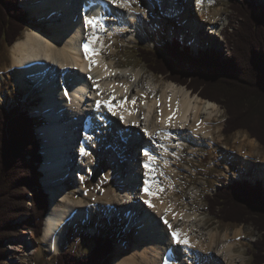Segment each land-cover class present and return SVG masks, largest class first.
<instances>
[{"label": "bare ground", "instance_id": "6f19581e", "mask_svg": "<svg viewBox=\"0 0 264 264\" xmlns=\"http://www.w3.org/2000/svg\"><path fill=\"white\" fill-rule=\"evenodd\" d=\"M172 1L176 5L175 12L179 13L177 8L184 0ZM191 1V11L210 29L209 40L212 44L219 43L216 32H210L219 31L224 20L229 19L224 0ZM81 3H88L90 7L87 16L82 14ZM149 4L146 7L144 0H121V3H113V0H22L23 8L32 17L49 23V32L41 29L24 32L10 48L13 65L3 66L0 72L13 74L26 94L36 98L39 95L36 91L40 92L43 99L34 107L33 114L49 119L38 129L44 155L42 184L51 201L40 246L49 259L54 260L69 247L71 229L89 225L96 213L112 217L124 209L125 215L121 217L140 230L141 240L132 255L128 253L127 244H121L116 250L114 264H247L241 254L237 256L234 252L236 245L245 247L253 242L242 228L231 234L228 231L204 233L202 213L190 214L188 209H183L178 199L177 161L185 145H193L192 153L202 148L219 147L220 160L228 172L237 165L240 168L238 178L248 177L253 170L250 178L264 181V151L255 140L245 137L242 141H234L229 153L230 149L220 147L228 138L222 132L224 126L216 124L220 114L217 104L193 97L188 89L167 81L166 77L159 82L141 69L121 70L124 65L108 52V48L112 51L116 48V44L111 43L113 38L117 37L118 41L126 35L135 41L140 26L147 23H154L152 26L158 28V36H162L164 21L159 11L153 9V4ZM88 16L102 20L103 29L93 32L85 27L84 20ZM117 17L121 18L120 23H115ZM169 20V23L174 21ZM179 20L185 22V33L194 46L208 42L199 34L202 33L200 24L188 21L185 12ZM85 43L90 44L89 56L95 61L91 67L89 59L85 58ZM4 54L5 51L1 56ZM113 94V105L127 97L123 108L109 111L103 105L96 106L98 100L108 101ZM3 102L0 98V104ZM81 116L87 118L88 126L83 130L76 178L75 170L65 165L68 146L76 139L75 131L82 128L79 126ZM132 132L141 138L142 146L134 143L133 136L128 138ZM105 140L111 144L106 148L107 153L112 151L127 158L124 159L127 176L121 184L125 190L119 201L118 191L109 188L112 179L120 176L111 157L108 170L113 171L102 174L97 188H88V182L93 181L104 163L98 153L105 148ZM125 144L132 148L126 149ZM82 149L87 154H82ZM145 151L155 157L151 161L152 172L144 167L148 162ZM67 175L75 178L80 195L64 185ZM145 181L153 196L145 193ZM183 205L194 206L186 200ZM177 229L179 235L186 238V244L176 242L172 232ZM26 238L23 234L14 249L25 255L29 254ZM32 249L33 254H37V246L32 245Z\"/></svg>", "mask_w": 264, "mask_h": 264}, {"label": "trees", "instance_id": "16d2710c", "mask_svg": "<svg viewBox=\"0 0 264 264\" xmlns=\"http://www.w3.org/2000/svg\"><path fill=\"white\" fill-rule=\"evenodd\" d=\"M230 10L223 33L228 57L216 50L195 54L174 40L164 44L165 53L139 48L138 58L156 76L225 110V135L245 132L264 147V8L255 0H235ZM28 23L29 14L20 0H0V43L6 41L12 47ZM36 126L20 106L0 108V264H7L6 242L23 230L42 237L50 211L49 196L41 186L43 157ZM205 200L213 218L252 226L261 234L255 243L254 264H264V185L223 184ZM114 249L111 239L99 237L84 258L78 260L67 251L57 257L56 264H112Z\"/></svg>", "mask_w": 264, "mask_h": 264}, {"label": "rangeland", "instance_id": "374dc122", "mask_svg": "<svg viewBox=\"0 0 264 264\" xmlns=\"http://www.w3.org/2000/svg\"><path fill=\"white\" fill-rule=\"evenodd\" d=\"M234 1L235 0H224V5H225L224 7L226 8L225 14L229 18L231 17L230 6L233 4ZM255 2L260 8H264V0H255ZM169 5L175 6L173 5V2L171 0H166L164 2V6H166V8H163V11L159 10V14L161 15L162 21H164L162 23L163 30L161 37L158 36L157 34L158 28L156 26H152L154 25V23L152 25L150 23H147L148 25L145 24L143 26H140V30H139L140 32L138 31V33L135 35L136 42L134 41L130 42V39H128L126 35H123L118 41H117V37L111 40L112 44H116L115 45L116 48L114 49V51L108 48V52L114 54L117 60L124 65V67L121 70L128 69V70L137 71L138 69H141L142 73H146L148 76L153 77L155 80L160 82L166 78L156 76L155 74L150 72L144 64L141 63L140 59L138 58V55L140 53L139 48H145L150 50L155 49L161 51L162 53H165L163 46L165 43L171 41L172 39H176L180 42L182 40L184 45L191 46L189 41L186 40L189 39L190 36H188L185 33V27H186L185 22L180 21L179 20L180 18L175 19L173 17L174 12H170V13L167 12L168 11L167 7ZM20 6L23 7L22 1L20 2ZM191 6H192L191 0L190 1L184 0L182 6L178 7L177 9L179 12L186 13V17H188V21L191 20V22H197L198 24H200V27H202V33L200 32L199 34L202 35L203 41L208 40V43H210L209 45H213V50H216L224 58L228 57L227 46L223 38V33L225 31V27L227 23L229 22V19L224 20L225 24L223 23V25L219 28V31L211 30L210 33L216 32L217 34L216 36L219 42L217 44H212L208 36V30L210 31L209 27L206 26L207 27L206 31L203 29V23L198 19V16L194 15V13L191 11ZM27 12L29 13V23L27 25L26 31L41 29L45 33L49 32L48 30L49 28L47 27V25L49 24L48 22H41L37 19V17H32L28 10ZM168 18H172L174 21L169 23V21L171 20H169ZM140 22L141 21H139L138 24H140ZM23 33L21 34L19 39L22 38ZM197 45L198 44H196V46ZM10 48L11 47L8 45L6 41H2L0 43V67H1L0 70L4 67H11L13 65L12 58L10 57ZM3 51H5V54L1 56ZM194 53H196V51ZM167 81L169 80L167 79ZM36 93L39 94L36 98H34L31 94H26L24 90L19 88L16 78L14 77L13 74L6 75L4 71H2V73L0 72V98H3L4 100V102L0 104V108H4V107L12 108L15 106H20L24 111L25 110L31 111L32 114L34 110V105H37L43 98L42 96H40V92L36 91ZM191 95L193 97H199L198 95L194 96L192 93ZM34 100L36 103L31 104V101ZM219 108H220V114L219 117L217 118L216 124L223 125L225 127V120L227 115L225 110H223L221 107ZM36 124L38 130L40 128V125L39 123ZM112 131H115V129H112ZM233 135L234 138L232 139L231 137H233ZM111 136H113V134ZM224 136L228 139L225 141L226 144H224L223 146L220 145V147H222V149L223 148L230 149L229 153L233 150V147H231V145L233 144L234 141L236 140L242 141L243 139H245V137L251 139L249 135L245 132H237L229 136L224 134ZM135 142L139 144L140 141L138 142L137 140ZM109 145L111 144L108 143L107 140H105V144H104L105 148L98 153V158L101 159L104 163L102 167L98 170L97 174L94 176L93 181L91 183L90 181L88 182V186H89L88 188L89 189L97 188L100 182L99 179H102L103 177L102 174L110 173L113 171V170H108L109 157H111L113 163L116 165V169L120 170V176L119 178L112 179V184L110 185L109 188L118 191L117 200L119 201L120 199L123 198L122 192L125 190V188L121 184L123 177L125 178L127 176L126 175L127 169L124 165L125 161L124 160L121 161L120 156L116 155L112 151H110L109 153L106 152V148H109ZM258 146L260 150L264 151L263 146H261L260 144H258ZM192 149H193V145L190 144L185 145L184 149L180 151L179 160L177 161V165L179 164L178 165L179 169L176 172L178 176L177 187L180 188L178 190L180 193V195H178V199L183 209L184 207L185 209H188L187 212L190 214H195L197 212H199L200 214L202 213L200 215V219L205 221L204 233L219 232L223 234L226 231H228V233L231 234L239 230V228H242L244 233L247 234V237L250 240H253V242L251 244L245 245V247L243 246L241 247V245H236L234 248V252L237 256L241 254V256L246 260L247 264H254L255 243L259 239H261V234L258 233L252 226L226 224L213 218L207 211L205 196L213 194L214 192L217 191V189L221 188L223 184L226 186L231 185L232 182L234 181H239V182L249 181L252 184H256L257 182L264 183V181L254 180V179L252 180L250 177L253 174V170L249 171L250 173L248 177H245L244 179L238 178V175L240 174V168L237 165L232 166L230 168V171L228 172L225 165L223 164V161L220 160L221 153L219 152V147L217 149L202 148L198 150L196 153H192L193 152ZM219 162L222 165H219L218 164ZM254 162L256 163V159L254 160ZM69 188L77 195H80L81 189H79V187L75 184V182H72ZM183 199L186 201H191L194 206L191 205L184 206ZM122 212H124V209H122V211L119 212L118 216L113 215L112 217L102 216L101 214L96 213L94 215L93 220L90 221L89 225H84L83 227H78L77 229H71L68 236L69 247H67V249L60 254H63L66 251H71L76 255L78 260L82 259L91 252L95 244V240L97 238L105 237L111 239L115 245V249L112 254V264H114V262L117 259L116 250L118 249L119 246H121V244L126 243L128 246L127 248L128 253L132 255L135 245L138 244L139 241L141 240V233L138 228L131 227L128 221H126L125 219H123V217H121L122 215H124V213ZM24 220L25 219H23L22 221ZM23 234H26L27 237L25 240L27 243L26 245H28L29 254H27L28 255L27 256L24 253H22L21 250L19 249L14 251V259L17 260L18 264H56L58 255L55 257L54 260H50L48 253L45 250H43L40 246L41 238L37 239L30 230L22 231L21 235L13 241L12 244H15L16 247L11 246L12 250L17 248V245L19 244L18 242ZM32 245L37 246L38 249L37 254H33L35 253V251H32L33 250Z\"/></svg>", "mask_w": 264, "mask_h": 264}, {"label": "snow or ice", "instance_id": "6c2138e0", "mask_svg": "<svg viewBox=\"0 0 264 264\" xmlns=\"http://www.w3.org/2000/svg\"><path fill=\"white\" fill-rule=\"evenodd\" d=\"M113 3H121V0H113ZM84 23H85V27H88V28H91L93 30V32H95L97 29H103L104 25L102 23V20H98L96 18H92V17H85V20H84ZM83 49H84V54H85V58L86 59H89V67H91L92 64L95 63L94 60H92L89 56V49H90V44L89 43H85L83 45ZM93 53H95V49L92 50ZM122 87H124L123 85H121ZM127 91V89H125ZM115 99V95L113 94L108 101H97L96 102V106L99 108L101 107V105L105 106L108 108L109 111H113V109L115 107H119V108H123L124 104H126L128 102L127 100V97H125L124 100L118 102L117 105H113L111 103V100H114ZM133 104L136 103L135 100L132 101ZM115 114V113H114ZM122 120L124 119L123 115H121L120 117ZM171 119V117H169V120ZM145 131L147 132V129H145ZM82 151V154H87L83 151V149L81 150ZM144 155L148 158V162L145 163L144 167L146 169L149 170V172H152L154 171V169H152L151 167V161L155 160V157L153 155H151L148 151H145L144 152ZM145 193L148 195V196H153L154 193L151 192L150 188L147 186V181H145ZM160 191H163V189H160ZM146 203L149 204L150 207H152L153 205L151 204L150 201H146ZM164 222L167 224L168 221L167 219L165 218ZM168 227L171 228L172 226L170 224H168ZM172 235L173 237L176 239V242L178 244H186L187 243V240L186 238H182L180 235H179V230H174L172 232Z\"/></svg>", "mask_w": 264, "mask_h": 264}, {"label": "built area", "instance_id": "2783aa9c", "mask_svg": "<svg viewBox=\"0 0 264 264\" xmlns=\"http://www.w3.org/2000/svg\"><path fill=\"white\" fill-rule=\"evenodd\" d=\"M12 243H13V240H10V241H7L6 244L4 245V248L7 251V255L9 256V259L7 260V262L9 264H18L15 260H13L14 250H12L11 248Z\"/></svg>", "mask_w": 264, "mask_h": 264}, {"label": "water", "instance_id": "95a60500", "mask_svg": "<svg viewBox=\"0 0 264 264\" xmlns=\"http://www.w3.org/2000/svg\"><path fill=\"white\" fill-rule=\"evenodd\" d=\"M45 193H47V192L45 191Z\"/></svg>", "mask_w": 264, "mask_h": 264}]
</instances>
